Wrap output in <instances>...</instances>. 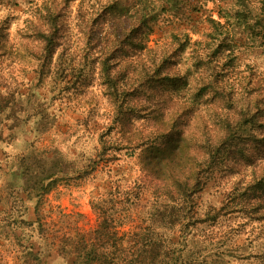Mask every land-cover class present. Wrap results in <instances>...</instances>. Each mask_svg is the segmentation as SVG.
<instances>
[{
	"label": "rangeland",
	"instance_id": "374dc122",
	"mask_svg": "<svg viewBox=\"0 0 264 264\" xmlns=\"http://www.w3.org/2000/svg\"><path fill=\"white\" fill-rule=\"evenodd\" d=\"M3 98L0 195L11 205L25 197L21 164L43 166L59 178L44 196L50 219L90 229L97 183L116 172L122 187L149 184L127 209L142 211L116 227L135 230L154 174L136 144L169 138L178 153L166 158L200 163L197 215L214 214L194 229L196 243H224L231 264H264V0H0ZM244 110L255 114L248 138L209 153L222 133L217 115ZM95 159L92 175L72 178ZM23 203L32 220L34 199ZM205 251L197 264L212 259ZM11 253L0 246V264H13Z\"/></svg>",
	"mask_w": 264,
	"mask_h": 264
},
{
	"label": "trees",
	"instance_id": "16d2710c",
	"mask_svg": "<svg viewBox=\"0 0 264 264\" xmlns=\"http://www.w3.org/2000/svg\"><path fill=\"white\" fill-rule=\"evenodd\" d=\"M51 23L53 31L43 36L47 54L53 51L55 32L59 28L55 15L52 16ZM7 102L5 98L0 100V113L7 109ZM224 115L216 117L217 123L222 125V133L213 143L211 152L208 145L205 146L209 153H215L221 147L225 148L248 138L249 127L255 116L247 110L243 111L239 119L232 113ZM3 136V129H0V141L4 140ZM174 143L167 138L161 143L136 144L145 145L142 162L154 169V174L151 175L153 182L148 193L150 202L146 203V210L143 212L146 215L145 224L139 223L135 230L123 231L121 234L116 227L142 211L127 209L128 206L144 200V188L149 184L135 183L134 186L122 187L121 179H127L121 173L119 176L116 172L112 175L105 172L106 177L97 183L105 196L94 195L90 201L97 218L95 225L90 229L72 227L73 231L69 232L71 227L67 231V227L53 223L44 200L45 194L59 178L53 177L54 171L44 173L43 166L39 170L32 167L35 170V174H32L29 165L21 164V190L25 197H14L21 204L13 200L11 205L0 195V246L6 244L7 248L11 247L13 264H51L45 258L47 254L51 256V253L55 256L52 260H60L59 264H197L204 250L212 255L207 264H231L227 254L222 249H217L224 243L220 247L209 241L205 243L207 246L196 243L194 229L198 224L211 221L214 214L206 213L203 217L197 215L193 195L203 183L201 177H198L200 163L181 166L175 158H166V151L178 153L175 146L173 149ZM29 157L22 156L20 160L24 162ZM114 159L115 157H111L110 161ZM41 161L44 162L43 159ZM98 162L95 159L79 170H74L72 178L80 179L92 175L98 168ZM108 170L113 172L114 169ZM114 175L115 178L112 177ZM25 199H34L32 220L24 217L27 211L23 203ZM118 220L120 223H117ZM212 247H215L214 250Z\"/></svg>",
	"mask_w": 264,
	"mask_h": 264
}]
</instances>
